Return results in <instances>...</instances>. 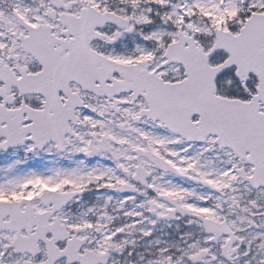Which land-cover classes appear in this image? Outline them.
Returning <instances> with one entry per match:
<instances>
[{"label":"snow or ice","instance_id":"6c2138e0","mask_svg":"<svg viewBox=\"0 0 264 264\" xmlns=\"http://www.w3.org/2000/svg\"><path fill=\"white\" fill-rule=\"evenodd\" d=\"M0 264H264V0H0Z\"/></svg>","mask_w":264,"mask_h":264}]
</instances>
